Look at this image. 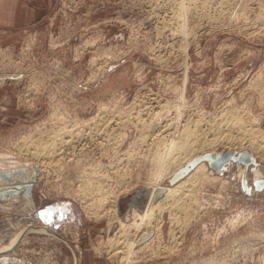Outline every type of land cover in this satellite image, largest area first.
<instances>
[{
    "label": "rangeland",
    "instance_id": "374dc122",
    "mask_svg": "<svg viewBox=\"0 0 264 264\" xmlns=\"http://www.w3.org/2000/svg\"><path fill=\"white\" fill-rule=\"evenodd\" d=\"M75 1L39 0L35 3L45 12L20 31L0 27V152L19 161L15 167L0 166V243H7L22 229L27 231L7 253L13 252L16 259L31 264H75L73 259L77 256L79 264H264V185L257 187L252 176L258 168L264 177V158L254 152V162L239 164L247 167L249 188L236 176L239 165L235 160L225 163L220 171L208 164L219 176L192 186L197 202L190 201L189 213L175 210L173 215L165 209L159 216L163 218L160 229L139 233L135 246L129 248L140 246V250L132 255V262L123 263L121 255L127 254L126 249L118 251L105 242L117 226L116 221L109 225L106 214L112 201L102 200L100 204L98 197L106 194L113 198L116 194L113 207L124 220L131 218L132 208L143 210L146 203L131 204L128 211V202L136 190L146 188L147 177L154 171L151 159L156 146L149 144V135L146 144L138 139L132 145L130 139L141 131L128 124L129 138L117 149L109 146L111 150L106 147L104 151L99 147L106 137L102 138L103 134L94 128L98 119L106 122L113 118L100 113L102 104L121 109L133 104L132 111L148 105L152 108L150 113L139 112L148 117L159 109V100L166 102L161 114L163 122L169 116L170 120H181L177 122L181 127L180 122L187 119L193 123L196 119L199 126H194L200 129L212 114L216 116L227 109L226 100L231 94L235 98L234 110L244 105L251 117L257 118L259 127L264 128V21L258 19L257 13L264 0H230L233 7L225 6L224 0H205L207 5L201 9L194 5L199 4L195 1L182 8L186 14L199 12L186 15L184 32L178 30L177 22H172L176 18L171 12L160 7L168 0ZM238 5L246 7L250 15L234 18L233 13H223ZM202 24H207V31L198 30ZM217 26L223 27L209 31ZM51 33L54 43L65 44L46 46ZM34 37L41 45L20 57V44L31 42ZM83 40L84 44L95 43L85 47ZM103 64L107 73L93 81ZM57 114L60 117L54 118ZM53 120L72 129V137L63 134L66 139H74L70 146L65 143L54 158L40 160H35L29 150L19 151L17 142L22 136L47 139ZM88 131L90 135L86 134ZM239 131L232 128L230 133ZM148 133L145 130L143 134ZM224 142L227 143L218 140L213 147L193 152L191 159L210 151L247 150ZM127 147L129 150L124 153L123 148ZM171 175L164 178L165 183H169ZM31 181L33 207L26 205L23 190L6 191ZM47 206L55 209L50 222L39 214ZM31 224L50 226L56 233L53 236L28 229Z\"/></svg>",
    "mask_w": 264,
    "mask_h": 264
},
{
    "label": "bare ground",
    "instance_id": "6f19581e",
    "mask_svg": "<svg viewBox=\"0 0 264 264\" xmlns=\"http://www.w3.org/2000/svg\"><path fill=\"white\" fill-rule=\"evenodd\" d=\"M195 1H198L199 2V4L194 3V5L196 7H198L199 9H201V8H203V7H205L207 5V3L205 2V0H168V4H163L160 7L161 8H164V9H168L171 12L170 15H172V18H176V20H173L172 19V22H177L179 24L178 26L180 27V29H178V30L184 32V31H186V28H185V23L183 22V20H185L187 14H191V11H190V13H187L186 14L185 11H182V8H188V7L192 6L193 5V2H195ZM224 2L226 3L225 6H228V5L231 6V7L234 6L233 4L230 3V0H224ZM181 5H182V7H181ZM259 7H260V11H258V9H257V13L260 14L258 16V19L260 18V19H262L264 21V3L261 2V5H259ZM246 10H247L246 7H243V6L240 7V5H238V6H235V8L232 9V10H229V11L225 10V11H223V13H226V12L227 13H231V14L233 13V16L232 17H234V18L237 17L238 15H243V14L246 17L247 15H250V14H248L246 12ZM224 16L230 17V14H226ZM211 17H213V16H211ZM85 40H86V38H85ZM90 44H93L92 41H91ZM128 47H129V45H128ZM114 52H116V51H114ZM112 56H113V54H112ZM165 60H166V58H165ZM94 63H97L96 59H95ZM106 64H107V61H106ZM106 71H107L106 65H104L103 69L100 72H98L96 75H94L93 78H92V80L95 81L96 79H98L102 75H105L107 73ZM262 75H264V74H262ZM87 79H89V78H87ZM260 82H262V81H260ZM160 97H161V95H160ZM233 99H235V98H233L232 97V94H231L230 98H228L226 100V104H227L226 107H227V109L224 110V111H221V112L219 111L220 113H218V115H216V113H215L216 116H214V114H212V116L210 115L211 117L209 119H206L207 120L206 121V126L201 127L200 129L196 128L197 127L196 125H198V123H196V122H198V121H196V119H194L195 122L192 121L193 123H189V120L187 121V119H186V122H180L181 123V127H180V125L179 126L177 125V122H179L181 120L178 121L177 119H173V118L170 120L171 117L166 116L164 114V116L168 117V119H167V121L164 120L165 122H163L161 120V116H162L161 114L165 110V106L164 105H165L166 102H164V103L162 102L161 103V102H159V100H156L157 101V103H156L157 105L154 104V105L158 106L159 109L153 111L148 117H145V116L142 117L140 115V113H139L141 111L143 113L144 112L145 113L146 112H149L150 113L151 110H152V108L150 106H148V105H145L144 107H142V108L140 107V109L138 108V109L133 110V111H132V108L134 107L133 104L131 106H129L128 109H124V108L121 109V108H119V106L110 107V106L103 105V104L100 106V109L102 110V112L100 110V113H102V115L105 114V115H108V116L113 117V118H111V119L109 118V120H108L105 117V119L108 120V121L105 120L106 122L99 121V119H98V121L96 120L97 121V123H95L96 125L95 124L90 125V126H94L95 125V127H94L95 130L96 131L98 130V132H100V133L103 134L102 138L103 137H106L105 138V142L100 143L101 146L99 148H101V149L104 150V148L108 147V149L110 148V150H111V147H109V146H114L117 149V147L121 144V142H123L128 137V134H129V132H128L129 130H128V126H127L128 124H131V126L134 129L141 131V132H139L137 134V137L135 135L136 138H134L132 140L130 139L129 142H131V144H132L133 140H138V139H139L138 142H143V143L146 144L145 141H147V139H148V138L146 139V137H148L147 135H149V138L151 139V141L149 142V144L151 145L153 143L156 146V148L154 149L155 151L153 150V158L151 159L152 161H154V171L150 175H148L149 177H147L148 180H147L146 185H145L146 188H144V189H148L149 192H148V197L145 200L146 206H145V208L143 210L138 211L135 208H132V210H131V205H130L128 207V211L131 210V218L129 220H124V219H122V218L119 217L118 212H117V208L113 207L117 203L116 202V200H117L116 197L117 196H115L116 194L115 195L113 194V196H114L113 198H108V196L106 194H105V196L98 197L100 204L103 203V201L104 202H108L110 200L112 201L111 202V206H109L110 208H108V210H107L108 212L107 213L105 211L104 212L107 215H109L108 216V219H109L108 223H109V225L112 224L114 221H116L117 222V226L114 229V233L111 236H109L106 239L105 242H106V245L107 246H110L111 248L112 247L113 248L115 247L118 251L119 250L126 249V253L127 254L126 255H121L122 256L123 263H128L131 260L132 255L136 254L138 248L140 250V246L137 247V248L131 249V250L129 248L133 244L135 246L136 241H137V238L139 236V233L141 235V234H144V233H148L150 230H154V232H155L156 230L160 229L159 228L160 227V222L159 221H161V219H163V218L160 217L161 219H159V216H161L162 212L165 209L169 210L170 214H173V212L175 210L176 211H179V212H182V213H185V214H186V212L189 213L188 212V209L191 206L190 205L191 204L190 201L194 203V200H195V203L197 202V200H196L197 198H195L196 196H194V194H193L194 191L192 189V186L194 184H197V182H199V181H201V180H203L205 178L206 179L207 178L208 179H211L212 181L214 179L218 178L219 175L217 173H214L212 171V169L209 166H207L208 165L207 161L206 160H201V161L195 163L189 169V171H187L183 176H181L180 178H178L177 180H175L173 183H165L164 178L169 177L171 174H173L175 171H177L183 165L184 162H188L191 159V157L193 156L192 155L193 152H196L197 150H200L201 148H204V147H206V148L213 147V145L215 143L217 144V141L218 140H223V141H226L227 143H230L231 145H235L236 144L235 146L239 145V147H242V148L244 147V148L247 149V151L249 153H253L254 152L255 155L256 154H259L260 157H263L264 158V128H260L259 127V123L257 122V118H255L253 116L251 117V114L249 112V109L243 108L244 105L242 107H240V105H239V107H238L237 106L238 104H237L236 106L238 107V109H236V111H235L234 109L236 107H233V104H234ZM143 103H145V101ZM137 104H138V102H137ZM228 104L230 105L229 108H228ZM55 110H54V113L57 112ZM166 110H167V108H166ZM133 112L136 113V114H133ZM168 112H170V110ZM97 113H99V111ZM99 115H101V114H99ZM96 116L98 117L97 114H96ZM57 117H58V114L54 116V118H57ZM163 119H165V117ZM91 121H93V123L96 122L94 120H91ZM56 122H59V121L58 120L57 121H54L53 120L51 122L52 123V126L49 127L50 134H48L47 139L42 138L41 136L40 137H37V138H33V139L30 138V137H28V136H26V135L25 136H22L21 139L17 142V147H18L19 151L24 150L25 152H27L29 150V152H31V154H34V157L33 158L35 160L36 159L37 160H40V158H45V159L47 158L48 159L51 156H53V158H54V156H56V155H58L60 153V151H57V149H59V148L61 149V146L63 144L65 145V143L68 144L67 147L70 146L69 143L73 142L72 140H74V139H71V138L69 139L68 138L69 139L68 140V139H66V138L63 137V134L66 133V134H69L72 137V133L73 132H70L72 129L69 130V128H65V126H67L68 124L67 125L66 124L64 125V123L62 122V124L64 125V126H62V125H60L61 123L58 125V123H56ZM111 122H113V123H111ZM54 123H55V125H54ZM257 123H258V126H257ZM74 124H76V123H74ZM199 124H200V122H199ZM53 126L56 127L57 129H55ZM90 126H88V127H90ZM232 128L233 129L236 128V129H239L241 131L236 132L235 134H233L234 132L233 133H230L232 131ZM255 129H257V130H255ZM79 130H81V129H79ZM145 130H146V133H147V131L149 133L148 134H143L145 132ZM235 131H237V130H235ZM49 132H47V133H49ZM93 132H95V131H93ZM75 133H77V132L75 131ZM89 133H90V131L86 132V134H89ZM92 134H94V133H92ZM91 136H93V135H91ZM100 136H101V134H100ZM143 143H140V144H143ZM227 143H225V144L230 146V144H227ZM147 144H148V142H147ZM31 147H33L34 150L33 149L30 150ZM114 147H112V149ZM129 147H127L126 149L123 148L124 149L123 152L124 153L127 152L129 150ZM147 147H150V146L147 145ZM152 147H153V145H152ZM113 151H115V150L113 149ZM117 151L114 152V153H117L118 154L119 151L118 152ZM106 152H108V151H106ZM215 152H218V151H215ZM61 156H63V155H61ZM114 156H116V155L114 154ZM72 158H73V156L71 157V159ZM55 161H57V160H55ZM18 162H19L18 159L12 160L11 158H9V155L8 154L1 153L0 152V166L9 165L10 167H15L18 164ZM51 162H53V161H51ZM246 168L247 167H245V166L242 167L241 165H239V168L236 171V176L238 178H241L242 184H243V186L245 188H249V185L246 182V180H247L246 179L247 178L246 177V174H247ZM252 172H253L252 173V176L254 177L253 180H258L259 181L260 179L264 178L263 177V173L258 168H255ZM101 174L102 173H100V175ZM224 180H226L225 177L223 178V181ZM200 184H201V182H200ZM17 185L19 186V190L20 191L24 188V183H23V185H21V184H17ZM98 185H100V184H98ZM4 187H7V186H4ZM158 188H162L163 191H162V193L159 196H157L156 199H153L152 198V194ZM193 188H196V187H193ZM90 201H91V198H90ZM25 203H26L27 206L30 205L29 207H31V206L33 207V200L30 197V193L28 194V196H26ZM170 219L171 220H174V217L173 216H170ZM174 222H175V220H174ZM184 223H185V221H184ZM29 228H34L32 230H36V231L41 230V231H44L46 234H50V235H53V236H54V233H56V232L53 231V229L50 226H47V225L40 226V225H35V224L32 225L31 224L28 227V229ZM131 230L134 231V232L132 231L134 233L132 236L130 235V231ZM172 231H173V229H172ZM25 232H27V231H25V230L22 229L21 232L13 235L11 237V239L7 243H4V244L3 243H0V254H5V253L9 252L10 250H13L16 242L19 239L22 238V236L24 235ZM155 235L156 234H154V236ZM157 235L160 236V233H158ZM56 236H59L61 239H64L60 235H57L56 234ZM152 236L153 235H151V237ZM65 242L70 246V244L67 241H65ZM146 242H148V241H144L143 243H146ZM73 260H75V264H79L80 263L79 256L75 257ZM130 262H132V261H130ZM73 263H74V261H73Z\"/></svg>",
    "mask_w": 264,
    "mask_h": 264
},
{
    "label": "water",
    "instance_id": "95a60500",
    "mask_svg": "<svg viewBox=\"0 0 264 264\" xmlns=\"http://www.w3.org/2000/svg\"><path fill=\"white\" fill-rule=\"evenodd\" d=\"M201 160H206L207 163L212 166L214 169L220 171L224 166L225 163L229 162L230 160H235V163L239 165L240 163H243L245 166L249 164L250 162H254V158L247 150L236 152L235 150H228V151H210L203 154L196 155L192 159H190L184 166L179 168L177 171H175L171 177L168 179L169 183H173L175 180L183 176L189 169L197 162ZM36 176L33 177V180ZM255 185L257 187H260L264 185V178L258 180H254ZM33 188V182H28L24 184L23 194L28 196V194L31 192ZM6 191L18 193L19 186L17 185L16 188H8ZM163 189L158 188L155 190L152 194V198L156 199L157 196H159L162 193ZM148 189H138L135 191V193L130 195V201L128 202L129 206L131 204H137L138 206L144 205L146 198L148 197ZM139 197V199H137ZM37 215V213H35Z\"/></svg>",
    "mask_w": 264,
    "mask_h": 264
},
{
    "label": "crops",
    "instance_id": "0c3cea01",
    "mask_svg": "<svg viewBox=\"0 0 264 264\" xmlns=\"http://www.w3.org/2000/svg\"><path fill=\"white\" fill-rule=\"evenodd\" d=\"M30 1V2H29ZM39 0H0V27L21 28L32 22L40 16L43 8H39L35 2ZM45 1L46 0H41ZM47 8V5H44ZM45 9V8H44ZM4 97V96H3ZM55 210V209H53ZM53 210L47 206L43 210H39L40 216H44V220L50 222L53 218ZM45 214V215H44ZM0 264H31L28 260L16 259L11 253L0 254Z\"/></svg>",
    "mask_w": 264,
    "mask_h": 264
},
{
    "label": "built area",
    "instance_id": "2783aa9c",
    "mask_svg": "<svg viewBox=\"0 0 264 264\" xmlns=\"http://www.w3.org/2000/svg\"><path fill=\"white\" fill-rule=\"evenodd\" d=\"M78 2L80 3L81 0H76V1H75L76 4H78ZM72 6H73V3L71 4V7H72ZM207 11H208V10H207ZM191 13L198 14L199 12H198V10H193ZM205 13H206V12H205ZM204 26H206V27H204ZM223 26H224V25H223ZM223 26H217V27H214V28L210 29L209 31H213V30L220 29V28H222ZM198 30H199V31H201V30H206V31H207V24H202ZM51 37H52V33H51V36H50V39L48 40V42L45 43L46 46H48V47L52 46L51 43H53V47H60V46H62L63 44H65L64 41L54 43V38L52 37V39H51ZM87 37H89V36H87ZM85 38H86V37H85ZM26 41H27V40H26ZM26 41H25V42H22V43L20 44V50H19V55H20V57H21L22 54H24V53L27 54L28 51L32 50V48H35V47L41 45V43H42L40 40H38V42H37V41H36V37H34V38L32 39L31 42H26ZM84 41H85V40H83L82 44H84ZM94 43H95V42H94ZM94 43H93V44H90V43H89V44H84V46H85V47H86V46H93ZM42 46H44V45L42 44ZM1 50H2V47L0 46V51H1ZM48 168H49V167H48ZM46 171H47V169H46Z\"/></svg>",
    "mask_w": 264,
    "mask_h": 264
}]
</instances>
